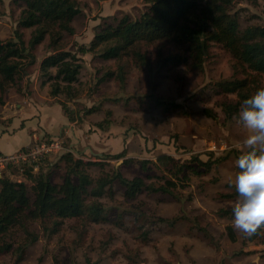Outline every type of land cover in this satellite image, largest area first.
<instances>
[{
  "label": "rangeland",
  "instance_id": "obj_1",
  "mask_svg": "<svg viewBox=\"0 0 264 264\" xmlns=\"http://www.w3.org/2000/svg\"><path fill=\"white\" fill-rule=\"evenodd\" d=\"M76 1L80 9L92 10L90 3L95 10L100 8L99 0ZM125 5L133 14L132 19H138L146 10V0H126ZM24 6L22 0H0V40L13 37ZM229 12L237 17L240 30L264 27V0H234ZM117 21L118 18L101 17L100 23L93 27V35L107 23L115 25ZM85 28L79 15L75 34L84 36ZM19 30L27 43L33 29ZM73 38L63 33L56 48L75 50L80 56L78 82L54 102L64 106L87 136L86 141L102 152L95 156L81 147H69L71 140L64 139L65 147L71 151L65 153L93 161L86 170L94 179L119 171L126 179L140 177L145 185L154 188L165 186L166 181H173L176 186L169 187V193L143 190L127 198L125 187L114 181L100 199L105 207V222L67 219L55 231L51 220L43 224L26 222L28 231L38 239L31 240L20 226L12 228L0 237V247L9 248L0 253V264H252L257 249L264 246V234L254 241L248 240L233 228V217L223 213L232 209L237 199L223 195L235 191L230 177L239 171L235 161L247 135L237 124V115L228 120L220 107L223 101H236V94L226 92L224 84L234 77H245L243 73L234 75L231 55L222 45L208 42L207 55L195 68L187 44L141 43L139 49L148 59V64L142 65L131 57L102 60L83 53L82 48L74 46L79 42ZM53 48L46 36L33 50L35 62L36 56L45 58L54 52ZM169 55H179L186 62L160 66ZM34 64L27 68V75L39 67L40 82L45 81L41 63L36 68ZM119 67L124 72V83L118 81ZM24 78H17L7 92L18 88L27 92L30 82L28 77ZM260 84L264 88V78ZM206 109L215 117L206 116ZM63 154L38 165L49 174L51 183H60L65 175V164L60 160ZM164 156L174 162L165 161ZM194 156L202 161L227 159L207 171L192 161ZM181 165H188L195 172L183 169L178 174ZM27 170L8 169L5 176L22 180ZM26 184L31 197L32 181ZM228 226L233 229L235 240L237 237L236 243L228 238ZM248 247H256L249 252V260L242 251ZM259 256L264 261V251Z\"/></svg>",
  "mask_w": 264,
  "mask_h": 264
},
{
  "label": "trees",
  "instance_id": "obj_2",
  "mask_svg": "<svg viewBox=\"0 0 264 264\" xmlns=\"http://www.w3.org/2000/svg\"><path fill=\"white\" fill-rule=\"evenodd\" d=\"M25 4L17 21L19 28H32L30 39L26 43L19 28L13 32V37L0 40V93L13 87L17 78L27 76V68L35 63L34 48L46 36L53 46V53L46 56L40 64L41 76L46 78L42 84L50 83V96L70 91L72 84L78 82L81 70L80 56L77 52L56 48L62 40L63 33L73 35L75 30L73 20L80 14V5L76 0H22ZM234 0H146V10L138 19H132L129 14L123 15L115 25L107 23L94 32L87 44H74L82 48L83 53H91L102 60H120L131 57L139 64H148V59L139 49L141 43L149 45L154 42L172 41L176 44H187L195 60V68L203 63L207 55L208 42L222 45L231 55L234 62V75L243 73L244 78H235L224 84L226 92L236 94L235 102L223 101L220 105L226 119L237 115L242 101L256 90L263 88L264 78V27H249L240 30L235 15L230 14L229 7ZM186 58L179 55H169L163 58L160 66L168 63L182 64ZM240 68V72H239ZM55 69V73L51 70ZM107 75L113 76L111 73ZM122 67L118 68V81L124 83ZM20 91V88L17 89ZM69 93V92H68ZM60 104V103H59ZM61 105V104H60ZM69 119L72 117L66 112ZM208 117H215L211 110H204ZM162 159L172 163L173 159L164 156ZM227 159L202 161L194 156L192 161L207 171L213 164ZM65 164V175L60 183H51L47 173L37 177L29 174L32 181L29 197L27 184L10 179L0 178V237L5 236L12 228L20 226L26 234L35 241L27 229L26 222H53V231L64 220L83 218L90 223L106 221L105 207L101 198L110 190L114 181L125 187V197L133 198L141 191L148 193H169V187H175L173 181H166L165 186L152 187L145 185L140 177L124 178L119 171L112 175L92 178L86 168L93 162L76 159L73 154L61 156ZM146 162H142L144 168ZM183 169H191L181 165L177 173ZM198 173V172H197ZM196 173V174H197ZM235 190V189H234ZM233 194L223 195L233 198ZM224 214H230L224 210ZM258 235L248 240L256 239ZM227 234L230 241H235L233 229L228 226ZM8 247H0V253L7 252Z\"/></svg>",
  "mask_w": 264,
  "mask_h": 264
},
{
  "label": "crops",
  "instance_id": "obj_3",
  "mask_svg": "<svg viewBox=\"0 0 264 264\" xmlns=\"http://www.w3.org/2000/svg\"><path fill=\"white\" fill-rule=\"evenodd\" d=\"M78 1L80 2L81 0ZM84 1L85 0H82V2ZM121 1L122 0H99L98 6L100 8L97 10H95L92 3H90L92 10L81 7L79 15H81V18L84 20V26L86 24V28L84 36H80L81 34L76 35L75 33L77 32L72 35L74 36L73 39L79 42L77 44L87 45L91 41L93 37V27L100 23L101 17H112V19L118 18L119 20L125 14L132 16L133 14H131L128 10L129 7L125 5L126 0L123 2ZM140 4L141 3L138 2L137 6ZM141 10H143L142 5ZM137 11H140V9ZM77 18L72 22L74 30ZM49 54L50 53H48L46 56ZM42 58L44 57L39 58L36 56V62L34 64L35 68L42 62ZM51 72L53 73L54 69H52ZM27 77L28 81L30 82L27 92L22 89L20 91H15L12 89L9 92L6 91L3 95L0 93V155H10L19 151L20 149L28 147L37 140L59 136L63 140H71L69 147H81L82 150H87L89 153L95 156H100L102 149L95 147L94 143L91 141H86L87 136H84L83 130L78 129L80 126H76L77 121H75V119H69L61 105L57 102H54L56 97H51L49 95V83L47 82L42 84V82H40L39 67L34 69L30 75L25 76V78ZM82 126L84 125L82 124ZM82 129H84V127ZM107 142L111 144L110 140H107ZM77 148L76 150L78 151ZM95 150L100 151L95 152ZM51 164L52 163H50V165ZM26 172L33 177H37L39 174H41V172L44 173L40 166L28 169ZM235 175L236 173H234L233 177H230L232 184ZM17 181L29 183L31 180L27 179V175L25 174L22 180ZM233 198L229 199L235 201V198ZM227 210L230 211V215L232 216V209ZM260 234H264V228ZM236 242L237 237L233 243ZM252 250H256V247H248L247 249L245 248L242 250L244 257H246L245 259L249 260V257L251 256L249 252ZM257 251L259 256L260 252L264 251V246L259 247ZM262 258L263 257H261V259ZM262 264H264V261H262Z\"/></svg>",
  "mask_w": 264,
  "mask_h": 264
},
{
  "label": "clouds",
  "instance_id": "obj_4",
  "mask_svg": "<svg viewBox=\"0 0 264 264\" xmlns=\"http://www.w3.org/2000/svg\"><path fill=\"white\" fill-rule=\"evenodd\" d=\"M236 122L247 135L235 161L239 171L231 185L237 193L231 223L243 237L251 238L264 227V88L242 101ZM252 264H262L261 257H254Z\"/></svg>",
  "mask_w": 264,
  "mask_h": 264
},
{
  "label": "built area",
  "instance_id": "obj_5",
  "mask_svg": "<svg viewBox=\"0 0 264 264\" xmlns=\"http://www.w3.org/2000/svg\"><path fill=\"white\" fill-rule=\"evenodd\" d=\"M69 150L59 136L37 140L26 148L10 155H0V178L8 169L26 170L37 167L43 160ZM19 182V181H18Z\"/></svg>",
  "mask_w": 264,
  "mask_h": 264
},
{
  "label": "bare ground",
  "instance_id": "obj_6",
  "mask_svg": "<svg viewBox=\"0 0 264 264\" xmlns=\"http://www.w3.org/2000/svg\"><path fill=\"white\" fill-rule=\"evenodd\" d=\"M71 154V153H70Z\"/></svg>",
  "mask_w": 264,
  "mask_h": 264
}]
</instances>
